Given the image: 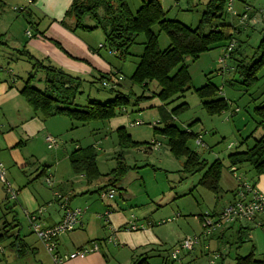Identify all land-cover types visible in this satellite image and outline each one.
I'll return each instance as SVG.
<instances>
[{"label":"rangeland","instance_id":"rangeland-1","mask_svg":"<svg viewBox=\"0 0 264 264\" xmlns=\"http://www.w3.org/2000/svg\"><path fill=\"white\" fill-rule=\"evenodd\" d=\"M127 1L132 11L135 12L143 2L148 0ZM159 1L166 11L167 18L178 19L192 27H195L199 23L202 12L205 9V4L208 2V0ZM246 2L250 5L249 13H255L254 17L250 18L247 22L241 23L238 16L229 12H226L224 16L226 22H232L240 28V32L235 34L236 50H234L232 57H225L224 62H220V57H224L225 47H217L203 53L197 60H187L194 88H199L211 80L219 85L220 95L224 96L230 102V109L222 114H208L206 110L203 109L201 100L194 92V89L189 90L185 94V97L168 106V108L171 109L181 104L183 101H187L189 108L175 119V123L182 129H186L187 125L192 123L193 130L196 132L199 131L202 135L204 145H198L196 137L192 138L189 144L202 156V158L207 159L208 162H212L216 158L222 159L224 169L220 182L222 187V192L220 194L217 195L202 186L193 188L197 185L202 176L200 172L186 175L185 178L181 179L182 175L179 170L183 168V159L176 158L171 153L168 145L163 141V137L154 134V125L152 123L155 121L153 119L155 111L147 112L146 117H143V114H141L142 116L139 115L142 111L151 109L148 105V101L152 98L142 99L136 104V97L132 96L131 103L128 106L129 117H127V119L129 121L142 120L144 122L143 124L136 125H129V121L126 123L127 130L134 140L150 142L141 147L122 149L119 145L116 132H112L105 121L95 120L80 122L66 116H55V121L60 122V128L63 132L67 131L70 124L79 127L77 133L80 136L82 148L89 147L93 144L96 145L97 164L101 173L100 178L92 183L82 182L81 184L82 179L80 180L78 174L73 171L70 159L62 161L57 169L60 174L58 181L63 185L65 190L71 191L73 184L74 189L92 184L90 186L91 200L95 202V205L99 209L101 207L105 208L106 201L100 199L99 191L97 190L108 182V176L106 174L116 167L120 152L122 154L124 150V155H122L127 165L131 167L125 175L124 181L127 183V186L129 185L131 191L136 192L135 188L138 189L139 183L146 182L150 188H155L159 190V192H162L163 189V192L166 193L164 196L166 197H169V191L171 190L175 191V194L178 195L177 198L169 201L164 206L165 208L163 207L164 209L158 204H152L150 202L149 206H153L154 208L152 209L156 210L154 212L152 211L149 216L145 215L140 217L141 215L136 212L138 209L137 207L127 209L130 211V214H133V216L138 219L136 222L144 221L143 223L148 226V221H153V226L158 227L156 232H160L161 235L167 237L166 243L158 251H149V264H162L163 258H170V254L179 240L188 236H199V242L194 245V249L191 251H182L176 260L170 258V264H235V257L237 255L248 254L253 250V246L255 257L264 260V229L261 226L253 222H243L242 224H244V226H249L250 230L246 231L243 238L244 240L240 241L238 238V229L240 225H238V223L226 224L222 229L217 230L211 236L205 237L203 236L204 229L201 220L202 215L206 213H213V210L217 212L222 211L225 207H223V205L228 199H231V191L239 185L238 180L233 175V171L228 167V153L236 149H245L247 147L246 145L253 144L254 139L258 138L263 133V128L257 124L258 117L254 112V105H258L261 101L264 102V66L257 73L259 77L257 84L251 88L246 87L242 83L240 76H238L235 70L237 64L242 59H245L249 64L257 59L259 56L257 52L258 45L261 38L264 36V25L262 24L261 17L257 14L260 10L264 9V0H247ZM14 6H26L30 8L32 5L28 4L26 0H10L4 3L0 1V32L6 31V36L4 35L3 40H1L3 44H0V48L2 46L4 47L0 49L1 52H4L1 53L2 58L0 59V63L13 68L14 74L19 76L17 79V82H19L18 85L22 86L32 68V62L25 57H21L17 60L15 57L11 59L9 54L7 56L5 55L7 54V50L9 52L12 50L10 46L16 47L17 45L15 44H20V40L23 39V35H25L27 29L32 32H34V29L29 26L26 28L27 25L32 24L27 19V17H29L27 12L24 10H15L13 9ZM245 6L246 4L242 2V0H235L234 9L237 13L242 14L245 10ZM255 8H257V10H255ZM99 13L102 17V11ZM68 20L69 18L67 17L66 21ZM86 22L90 25L94 24L92 20L87 19ZM101 25L106 26V23L103 21ZM80 30L83 31L82 29ZM84 32L88 34L87 39L90 42H95V44H93L95 47H98L100 42H102V44L104 43L105 33L101 27L91 31L84 30ZM0 36L3 37V35ZM7 40L12 42L11 45H5ZM139 40H142V37H140ZM159 42L161 48H164L167 46L166 43H169V38L164 32L160 33ZM23 44L24 41L22 45ZM100 46V50L106 51L103 54L107 55L108 49L103 47V45ZM16 48L15 50H17ZM142 49V46L137 44L131 48V51L134 54H139ZM253 57H255V59H253ZM107 59L109 62H119L123 67L122 72L124 74V80L122 81L121 87L119 86V89L126 92L130 90L133 85L130 76L139 60L138 56L128 55L125 60H120L112 56ZM44 76L45 72L38 70L33 84L38 88H44ZM155 85L157 86V84ZM152 87L154 88V86ZM133 90L138 94L141 93V88L138 86L133 85ZM80 91H82V93L79 92L76 94V100L80 104H87L88 98L91 100L96 98L98 101L103 102L106 100L104 99L105 97L111 95L108 89H102L100 83L85 82L80 88ZM254 97L258 98L253 100ZM146 104L148 107L144 108ZM235 108H239V112L234 113L230 119H226L229 112ZM118 116L121 115L119 114ZM117 121L118 120H116V122ZM106 131L111 135L110 139L107 141L108 143H105L101 138ZM252 133L253 136H251L246 143H242V141ZM154 140H158V142L162 141V143L160 142V145L154 144L152 143ZM64 141H67L68 147L73 148L69 138H65ZM47 154L49 155L47 159L53 158L54 155L55 159L57 157L54 150H49ZM133 170L141 171L144 178L137 180L136 174L132 173ZM237 173L243 177H248L250 174H253V170L248 164H244ZM48 174L49 173H47V175ZM13 176L14 179H17L14 180L11 178L10 172L8 173L7 171V179L15 189L16 184L21 187L30 184L32 190H35L38 186L42 188H47L49 186L45 182L47 177L46 174L42 175L40 178H34L33 180L31 179L32 181H28L29 176H31L29 175V171L22 172L21 169H19L18 173H15ZM55 181H57V179H55ZM118 191L116 199H118L119 196ZM5 192L4 184L0 181V234H5L4 240H0V264H55L52 254L39 240L37 235L32 232L31 225L22 205L18 203L17 200L10 198L6 199ZM116 199H112L110 202ZM57 206L58 203L56 202L55 207ZM105 212L106 211H102V216H98L100 219L94 221V228L90 230V234H94L96 238H100L108 233L103 225L104 222L107 223V219L104 216ZM90 215V213H87V216ZM198 216H200V220ZM172 218L175 219L168 221V219ZM146 219H148V221H146ZM225 227L228 228L225 229ZM223 229H225V231L221 234ZM66 233L67 232L63 233L61 237L67 236ZM17 235L27 244V246L24 244L25 248H23L24 250L22 253L19 251L20 246L18 247V244L13 245L12 243ZM104 252L107 253L108 256L106 258V264H132V248L129 245L123 243L118 245L112 244L109 245L105 251L101 252V254ZM61 253L67 254L64 252ZM88 255L85 260H88L90 257ZM215 255H218V258H215ZM77 259L84 258H76L68 260V262L76 261ZM212 260H214L213 263ZM73 263H79V261Z\"/></svg>","mask_w":264,"mask_h":264},{"label":"trees","instance_id":"trees-1","mask_svg":"<svg viewBox=\"0 0 264 264\" xmlns=\"http://www.w3.org/2000/svg\"><path fill=\"white\" fill-rule=\"evenodd\" d=\"M246 1L242 0L247 4ZM34 2L36 0H32V3ZM226 4L227 0H208L199 23L192 27L178 19L167 18L166 11L159 0L145 1L135 12L132 11L127 0H73L62 23L66 24L67 17L73 19L72 31L78 29L91 31L101 27L105 33L103 47L111 52L115 51L114 53L121 60H125L128 55L138 56L139 60L130 79L134 86L141 88V93L135 92L133 85L127 92L119 89L121 85L118 81L124 78L123 74L116 76L114 73H98L93 79H82L60 66L54 65L47 57H35L25 48L18 50V52L32 61V69L29 71L20 91L33 110L42 113L45 118L66 116L80 122L106 121L118 116L129 106L132 96L136 97V104L142 99L158 97L165 106H168L185 97V94L192 89L200 98L202 106L208 114H222L230 109L231 104L224 96L220 95L219 85L209 80L203 86L194 88L187 60H197L203 53L217 47H225L226 49L235 41V34L240 32V28L234 23L224 20V16L228 12L226 11ZM247 5L249 18L245 22L255 15L254 12L249 13L250 5ZM262 10L257 13L261 18L264 17V9ZM100 11H102V17ZM87 19L92 20L94 24L90 25L86 22ZM103 21L106 26L101 25ZM161 32H164L169 38V44L164 48H161L159 42ZM140 37L142 40H139ZM55 43L59 45L56 41ZM137 44L141 45L143 49L139 54H134L131 48ZM235 47L229 52L228 57L233 56ZM257 52L259 56L257 59L253 57L255 60L251 64L242 59L235 69L242 83L248 88L257 84L259 80L257 73L264 66V36L259 42ZM38 70L45 72L44 88L42 89L33 84ZM85 82L100 83L102 89H108L112 96H107L103 102L88 98L87 104H80L76 100V94L82 93L80 88ZM155 84H157V89L152 92V86L156 87ZM257 98L254 97L253 100ZM188 108L187 101L174 106L164 114L163 125L154 127V133L166 138V144L171 153L176 158L183 159V168L180 170L183 175L202 173L197 185L218 195L222 192L220 183L224 169L222 159L216 158L212 162H208L207 159L202 158L189 144L190 140L194 137L197 138L199 134L189 128L182 129L175 123V119ZM254 112L258 117L257 124L263 128V133L254 139L253 144L246 145L245 149L229 152L227 159L231 171L235 167L237 172L242 165L248 164L256 177L264 174L263 101L254 105ZM116 135L122 149L141 147L150 143L134 140L125 127L118 128ZM251 136L253 133L245 138L242 143H246ZM69 159L73 171L77 174L84 173L88 183L100 178L97 153L92 145L86 148H76L71 152ZM130 169L131 167L127 165L124 156L120 154L116 167L106 174L108 183L105 187L117 186V183L125 177ZM241 177L256 187L255 178ZM238 189L239 185L231 191L234 198L230 203L240 199ZM6 199H8L7 194ZM220 212L212 214L218 215ZM243 222L251 223L250 221L239 220L234 222L240 225L238 229L240 241L244 240L246 231L250 230L249 226L242 224ZM262 228L264 229V227ZM94 241L100 243L99 240H93L86 244ZM19 245V251L22 253L24 246L20 243ZM151 250L153 249L134 256L132 264H149L148 253ZM235 264H264V260L255 257L253 246V250L248 254L237 255Z\"/></svg>","mask_w":264,"mask_h":264},{"label":"crops","instance_id":"crops-1","mask_svg":"<svg viewBox=\"0 0 264 264\" xmlns=\"http://www.w3.org/2000/svg\"><path fill=\"white\" fill-rule=\"evenodd\" d=\"M0 1H3L4 3L10 0ZM72 2L73 0H36V2L30 4L32 5L30 8L24 6L22 10L27 12L29 15L27 19L32 23L27 25L26 28H28V26L32 27L34 29V32H32L33 35L30 37L25 32L23 39L20 40V44H15L17 45L16 47L19 48L10 46L12 50L10 52L7 50L5 56L9 54L11 59L15 57L17 60L21 57L27 58L26 56L20 55L18 52V50L25 48L35 57H47L54 65L60 66L67 72L86 80L88 78L93 79L95 74L98 73H114L116 76L123 74V67L119 62H109L107 59L110 58V56L120 59L114 52L108 50L106 53L107 55H104L103 53L106 51L100 50V45H103L102 42L99 43L98 47H95L93 45L95 42H90L87 39L88 34L84 32V30L81 31L78 29L72 31L71 28L74 25L73 19H69L68 21L65 20L66 24L62 23L65 13ZM255 10H257V8H255ZM263 22L264 19L262 20V24L264 25ZM5 33L6 31L0 32V35H3V37L0 36V44H3L1 40H3ZM23 41L24 44L22 45ZM55 41L59 43V45H57ZM11 43L10 40H7L5 45L9 46ZM168 44L169 43H166V45ZM2 48L4 47L2 46L0 49ZM15 48L17 50H15ZM1 53L4 52L0 51V59L2 58ZM134 69L135 67L133 68V71ZM18 78L19 76L14 74L13 68L0 63V161L4 163L6 167V177L8 171V173L10 172V177L14 179L13 175L18 173V170L21 169L22 172L29 171V175L31 176H29L28 181L31 179L33 180L34 178H40L44 174H46V176L50 175L52 178V184H48L49 186L47 188L38 186L35 190H32L30 184L25 187L16 184V189L14 188L17 191L16 200L22 205L27 218H29V214H35L46 226H52L61 221L64 211L59 206V201L55 197V192H59L63 197L68 198L69 206L71 208L83 207L84 212L80 216L79 225H77L73 231L67 232V236L63 238L61 236L59 237L58 251L60 253H70L93 240L100 241V249L99 251L89 254L88 256L90 257L88 260H85L87 259L86 257L84 259H77L76 261H79V263H73L76 261H67V264H106V258L108 257L107 253L104 252L101 254V252L105 251V249L112 244L118 245L123 243L129 245L132 248V261L134 256L147 250L153 249L151 251H158L166 243L167 237L161 235L160 232H156L158 227L153 226V221H148V219H146L149 223L148 226L143 223L144 221L136 222L138 219H136L133 214H130V211L127 209L137 207L138 209L136 212L141 215L140 217L145 215L149 216L152 211L154 212L156 210L152 209L154 208L153 206H149L150 202L152 204L156 203L164 209V206L169 201L178 197V195L175 194V191H169L170 195L169 197H166L164 196L166 193L163 192V189L162 194L159 190L150 188L146 182H141L139 183L138 189L135 188L136 192H134L129 189V185H126L127 183H125L123 178L115 187L111 185L105 187L108 183L107 182L103 187H100L97 190L99 191L100 199L106 201V207H101L99 209L95 205V202L91 200L90 186L92 184L74 189V184L72 183V190H65L63 185L58 181L60 174L57 169L62 161H67L69 159L73 150L81 147L80 136L77 133L79 127L70 124L71 126L69 125L67 131L63 132L60 128V122L55 121V116L45 118L42 113L34 111L20 91L23 85H18ZM123 80L124 78L118 81L120 85ZM156 89L157 86L152 88L151 91L154 92ZM148 103L151 109L142 111L139 115L143 114V117H146L147 112L155 111V116L153 118L155 121L152 123L154 125L153 127L162 126L164 114L172 108L169 109V105L165 106L158 97H154L148 101ZM148 105L146 104V107L144 108H147ZM120 115L121 116H115L105 121L106 125H108L112 132H116V130L121 127L128 129L126 126L127 121H129L127 119V117H129L128 107L124 109ZM116 120L118 121L116 122ZM143 123L142 120L129 121V125ZM186 128H189L200 135L199 131L196 132L193 130L192 123H189ZM46 135H52L55 137L59 143L58 147L49 148L45 140ZM110 137L111 135H109V132L107 131L101 136L105 143H108L107 141ZM65 138H69L70 144L73 148L68 147L67 141H64ZM163 139L166 143V138L163 137ZM92 146L96 149V145L93 144ZM49 150H54L56 152V159L55 155L53 158L47 159L49 157L47 154ZM122 154L124 155V150L122 151ZM47 173L49 174L47 175ZM132 173L136 174L137 180L144 178L141 171L133 170ZM181 175V179L186 177V175H183L182 173ZM78 176L80 180L82 179L81 184L82 182L88 183L84 173H80ZM253 176L254 174H250L248 178H252ZM253 178L256 179V187L258 190L264 193V174L256 177L254 176ZM55 179H57V181H55ZM194 187L197 188L198 185H195ZM109 188L116 189L115 196L112 198H102L101 192L104 189L106 190ZM117 191L119 193L118 199H116ZM233 198L234 196L232 193L231 199H228L223 207L232 202ZM112 199L116 200L110 202ZM54 202L58 203L57 207H55ZM102 211H109V217L106 221L107 223L104 222L103 224L108 233L100 238H96L94 237V234H90V230L94 228V221L100 219L99 217L102 216ZM213 211V213H218L216 210ZM87 213H90L91 215L87 216ZM198 218L200 220V216H198ZM173 219L175 218L168 219V221H172ZM132 221H135L137 224L136 230H128V225H130ZM228 227H225V229ZM225 229H223V231L221 230V234L224 233ZM4 237L5 234H0V240H4ZM111 237L112 240L109 241ZM183 239L184 238L180 239L179 242ZM12 243L13 245H15V243L18 244V247L20 246L19 243L22 246H24V244L27 246V244L20 239L19 235L16 236V239ZM162 264H170V258H163Z\"/></svg>","mask_w":264,"mask_h":264},{"label":"built area","instance_id":"built-area-1","mask_svg":"<svg viewBox=\"0 0 264 264\" xmlns=\"http://www.w3.org/2000/svg\"><path fill=\"white\" fill-rule=\"evenodd\" d=\"M28 4H32V0H26ZM235 0H227L226 8L229 13L233 15H239L234 9ZM24 7H16L15 10H22ZM248 5L245 6V11L238 16L241 23H245V21L249 18L248 13ZM261 18V20H263ZM28 36H32V31L27 29L26 31ZM236 42L233 41L226 49L224 57H220V62H224L225 57H228L229 52L234 48ZM115 52V51H113ZM239 112V108H235L229 112L226 119H230V117ZM142 123V122H141ZM155 124V123H154ZM45 140L48 144L49 148H54L58 146L56 139L51 135H46ZM152 143L160 145L158 141H152ZM198 145H204L202 140V135L197 136ZM232 171L234 173V177L238 180L239 189L238 194L240 199L233 203H228L223 210L218 215H213L212 213H206L202 215L201 220L203 224V236L208 237L214 234L219 229H222L226 224L234 223L235 221H250L261 227H264V193L260 192L256 187H253L249 182L244 180L241 176L236 172V168L233 167ZM0 181L4 184V189L8 198L16 200L17 199V191L12 187L11 182L6 177V167L0 161ZM46 183L51 185L52 178L51 176L46 177ZM115 189L109 188L101 192V197H114ZM247 193H249L247 195ZM55 197L59 201V206L63 209L64 215L61 221L52 226L44 225L35 214H29L28 219L31 225L32 232L37 235L40 241L45 245L47 250L52 254L55 264H65L68 260L76 259V258H85L88 254L99 251L100 243L97 241L91 242L89 244L83 245L76 250L62 254L58 251V239L59 237L65 233L72 231L79 223L80 216L83 214L84 210L82 208H71L69 206V199L63 197L59 192H55ZM104 216L108 220L109 211H106ZM137 224L135 221H132L130 225H128V230H136ZM199 236L185 237L183 240L178 242V244L173 248L170 258L176 260L179 254L182 251H191L194 249V245L199 242ZM112 240V237L109 241ZM215 258H218V255H215ZM214 260H212V263Z\"/></svg>","mask_w":264,"mask_h":264}]
</instances>
